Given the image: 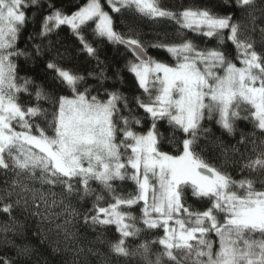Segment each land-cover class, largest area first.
I'll list each match as a JSON object with an SVG mask.
<instances>
[{"label":"snow or ice","instance_id":"1","mask_svg":"<svg viewBox=\"0 0 264 264\" xmlns=\"http://www.w3.org/2000/svg\"><path fill=\"white\" fill-rule=\"evenodd\" d=\"M106 3L111 13L121 15L126 32L116 29L101 0H86L71 14L49 0L50 11L43 16L38 36L45 38L67 26L82 51L96 60V69L82 73L63 67L56 61L68 53L57 50L46 61V69L53 73L46 88L31 77H18L13 61V57L45 55L41 44H34L32 52L16 48L18 34L29 21L24 9L39 5L40 0H0V175L5 185L0 188V213L9 218L0 223L4 243H13L7 235L17 230L12 212L21 208L31 210L66 244L77 239L73 229L81 220L93 229L115 226L119 238L108 242L110 252L118 258H139L143 264H264V139L257 143L242 133L238 143L251 144L254 154L247 156V148L239 153L235 146L218 145L224 160L219 167L205 160L200 144L202 135L210 132L201 122L214 115L230 135L235 133V122L243 119L253 126L250 135L259 131L264 137V51L256 50L252 35L257 31L256 12L264 15V0H220V7L231 9L223 15L197 4L174 11L162 7L160 0ZM236 11L251 20L247 32L242 20L234 19ZM125 12L153 22L168 20L177 27L172 34L156 33L162 38L144 41L135 24L123 18ZM85 26L92 27L94 37L131 53L114 73L115 81L122 83L121 72L126 71L142 95L104 88L101 97L99 89L92 94L91 86L81 90L88 77L101 86L110 79L106 67H100L104 61L97 49L82 34ZM258 31L264 45V27ZM185 32L205 42L215 39L216 46L201 48L185 38ZM226 39L234 46L240 66L223 50ZM149 47L166 52L174 64L149 55ZM21 93L34 96L36 103H21ZM41 101L50 108L42 107ZM122 109L127 115L121 114ZM139 110L143 116L137 114ZM40 119L46 128L36 122ZM142 121L149 123L147 130L136 131L134 126ZM161 122L170 129L167 137L160 131ZM165 140L175 154L164 150ZM229 151L233 157L240 155L231 163L248 173L239 180L225 170ZM126 179L134 183L135 191L118 193L113 182ZM92 182L110 197L107 206H101L105 198ZM189 193L205 206L197 209L189 204ZM93 196L92 208L81 214L76 202ZM141 204L138 217L123 210ZM153 229H162L163 235L139 240L142 232ZM211 234L218 240L216 251ZM129 240L139 243L129 245ZM156 244L161 250L153 253ZM28 251L18 248L17 254ZM82 251L77 249L76 254ZM0 264L12 261L0 257Z\"/></svg>","mask_w":264,"mask_h":264},{"label":"trees","instance_id":"2","mask_svg":"<svg viewBox=\"0 0 264 264\" xmlns=\"http://www.w3.org/2000/svg\"><path fill=\"white\" fill-rule=\"evenodd\" d=\"M48 2L49 0H40L39 5L30 6L24 9L29 17V21L18 34L16 42V48L27 52L33 51L34 44H41L45 46V55L42 57H36L34 55L32 57H13V61L17 66L16 71L18 77H31L36 84L44 85L46 88L50 84L51 76L53 75V73H50L46 69V61L55 57L57 50L61 53L66 50L68 53L64 59L56 61L63 67L72 68L73 70L82 73L96 69V60L90 58L87 53L82 51V45L67 26H61V28L45 38H40L38 36L43 16L50 11L47 8ZM51 2L54 3L56 7L63 8L67 14H71L72 11H75L76 8L85 3L86 0H51ZM101 2L104 5L105 10L109 11L110 15H113L116 29L121 32H126V27L121 24V15L111 13V9L108 7L106 0H101ZM160 3L162 7L174 11L180 10L182 7H187L191 4L213 7L214 11H217L222 15L231 11V9H225L219 6L220 0H160ZM256 16L257 31L252 35L257 41V44L255 45L256 50L260 52L264 51V45L259 43L260 33L258 28L264 27V15L257 11ZM123 18L126 21L135 24L141 32V39L144 41H153L162 38L158 37L156 33L172 34L177 27L173 22L168 20L153 22L147 18L134 16L127 12L123 13ZM234 19L242 20L243 25L245 26L242 28L243 31L247 32L251 29V20L243 17L239 11L234 13ZM82 34L85 36V39L97 49V56L100 60L104 61V64L100 67H106V75L110 77V79L105 80L103 86H101L98 80L88 77L85 84L81 85V90L84 86H91L94 89L92 94L96 95L97 93L95 90L99 89L101 97H103L104 88L110 90L119 88L121 92L128 96L142 95L141 90H139L134 83V77L126 71L121 72V75L124 78L122 83L120 81H115L114 73L118 68H123L125 61L131 58V54L127 52L123 46L113 45L106 40L101 41L94 37L92 27L90 26H85L82 29ZM30 36L32 39H29ZM185 38L193 40L201 48L216 46L215 39L205 42L203 37L196 36L192 32H185ZM50 41L51 45H49ZM49 47H51V51H48ZM223 50L226 51L229 58H232L233 62L238 66V60L235 59V48L231 42L227 41V39L223 45ZM148 53L159 60L174 64L172 58L163 50L149 47ZM30 91L34 92V87H30ZM62 94L68 93L63 92ZM20 102L25 105L36 103L34 96L29 97L24 93L20 94ZM40 104L44 108H50V105L45 101H41ZM130 107L135 108V105L130 104ZM121 114L127 115V112L122 109ZM137 114L143 116V111L139 110ZM243 114L244 113L242 112L241 115ZM216 119L217 117L214 115L212 120L205 119L201 122L203 127L210 129V132L203 134L200 140V144L204 146L202 155L208 163L215 164L218 167L224 164L223 157L220 155V149L218 147L220 144L227 146L229 149H231L232 146H235L239 149V153H245V149L247 148L248 152L246 153V156L254 155L251 152V144L238 143L242 133L247 134L248 140L256 139L257 143H259L260 139H264L259 131H255V136L250 135L254 132V129L249 121L243 119L237 120L235 122V133L234 135H230L216 123ZM36 122L40 123L42 127H47L46 122L43 119L37 120ZM148 126L149 123L147 121H142V125L134 126V128L136 131L143 132L147 130ZM159 128L160 131L164 132L165 137L169 135L170 129L166 122H161ZM49 134H51L50 131ZM205 136L207 139L204 138ZM164 150L175 154V149L167 144L166 140L164 142ZM239 153L233 157V153L229 151L230 160L225 169L232 175L233 179L236 180L248 175L247 172H240L239 165L231 163L233 158L240 160ZM243 162L244 161L241 160V163ZM10 178L11 174H9V179ZM3 181L4 177L0 175V188L5 186ZM113 183L118 193L126 194L135 191V185L131 180L126 179L124 181H114ZM91 186L96 189L97 194L104 196L105 199L101 202V206H107V203L110 202L108 194L103 192L96 182H92ZM256 187L260 188V184L257 183ZM94 198V196L88 197L83 201L76 202V207L81 214L92 208ZM186 200L197 209H202L205 206L203 203L195 201L190 193L187 194ZM141 206L142 204L135 205L131 209L123 210L131 211L133 215L138 217L140 215ZM30 212L31 210L25 211L21 208H15L13 210L12 216L16 220L17 230L7 234L8 238L13 242L11 245H6L3 241V235L0 234V257L6 256L10 258L12 264H143L139 258H118L110 252L108 242L119 238V234L115 231V226H106L104 228L97 227L93 229L92 227L85 225L81 220L73 229V231L77 233V239L70 244H66L62 235L57 236L55 232H49L48 226L46 224H41L39 217L32 216ZM219 219L222 221V215ZM7 222H9L7 214L0 213V223ZM137 226L143 228V225L139 221L137 222ZM162 235V229H153L142 232L139 240H151ZM210 239L215 242L213 245V251H216L219 247L218 240L214 234H211ZM139 240H129L128 243L129 245H135L136 243H139ZM18 248H27L29 251L25 255H18ZM66 248H71L72 250L67 251L65 250ZM80 248H82L83 251L77 255L76 250ZM89 248L92 249V252L88 251ZM55 249H59V251H56ZM160 250L161 247L158 244L152 246L153 253ZM165 264H167V261H165Z\"/></svg>","mask_w":264,"mask_h":264},{"label":"rangeland","instance_id":"3","mask_svg":"<svg viewBox=\"0 0 264 264\" xmlns=\"http://www.w3.org/2000/svg\"><path fill=\"white\" fill-rule=\"evenodd\" d=\"M238 66H240L239 61H238Z\"/></svg>","mask_w":264,"mask_h":264},{"label":"water","instance_id":"4","mask_svg":"<svg viewBox=\"0 0 264 264\" xmlns=\"http://www.w3.org/2000/svg\"><path fill=\"white\" fill-rule=\"evenodd\" d=\"M130 53V52H129ZM131 54V53H130Z\"/></svg>","mask_w":264,"mask_h":264}]
</instances>
